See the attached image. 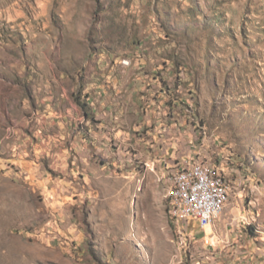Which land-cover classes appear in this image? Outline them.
I'll use <instances>...</instances> for the list:
<instances>
[{"label": "rangeland", "instance_id": "obj_1", "mask_svg": "<svg viewBox=\"0 0 264 264\" xmlns=\"http://www.w3.org/2000/svg\"><path fill=\"white\" fill-rule=\"evenodd\" d=\"M185 160L217 241L169 215ZM0 264H264V0H0Z\"/></svg>", "mask_w": 264, "mask_h": 264}, {"label": "built area", "instance_id": "obj_2", "mask_svg": "<svg viewBox=\"0 0 264 264\" xmlns=\"http://www.w3.org/2000/svg\"><path fill=\"white\" fill-rule=\"evenodd\" d=\"M172 174L173 222L184 237L183 220L194 218L205 228L219 217L229 199L230 185L221 170L202 160H185Z\"/></svg>", "mask_w": 264, "mask_h": 264}, {"label": "crops", "instance_id": "obj_3", "mask_svg": "<svg viewBox=\"0 0 264 264\" xmlns=\"http://www.w3.org/2000/svg\"><path fill=\"white\" fill-rule=\"evenodd\" d=\"M226 209H227V206H226V204H225V206H224V209H223V211H222V213L219 215V217H217L214 221H213V223H211L210 225H208V226H206L207 228H208V230H209V233L208 234H203V235H201L200 237L201 238H204V239H206V240H213V241H217V239L219 238L218 236H217V233H216V231L218 230V229H222V227L226 224V218L224 217V213H225V211H226ZM223 215V216H222Z\"/></svg>", "mask_w": 264, "mask_h": 264}, {"label": "bare ground", "instance_id": "obj_4", "mask_svg": "<svg viewBox=\"0 0 264 264\" xmlns=\"http://www.w3.org/2000/svg\"><path fill=\"white\" fill-rule=\"evenodd\" d=\"M171 181H172V184H171V187L169 189V193H168V196H169V205H168V209H169V215L170 217L173 219V198H172V194H173V191H174V187H175V180H174V174L172 175L171 177ZM173 221V220H172ZM179 233H181V228L179 230Z\"/></svg>", "mask_w": 264, "mask_h": 264}]
</instances>
